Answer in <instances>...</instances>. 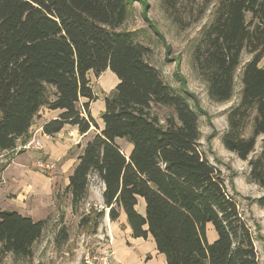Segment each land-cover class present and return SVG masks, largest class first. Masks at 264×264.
Listing matches in <instances>:
<instances>
[{
	"label": "trees",
	"instance_id": "trees-1",
	"mask_svg": "<svg viewBox=\"0 0 264 264\" xmlns=\"http://www.w3.org/2000/svg\"><path fill=\"white\" fill-rule=\"evenodd\" d=\"M133 2L0 0V151L29 140L40 108L58 110L42 125L43 134L67 125L80 133L95 128L64 189L72 212L97 179L104 184L109 219L123 212L131 237L150 235L165 264H260L237 200L200 148L198 103L197 111L184 89L164 82L134 31L118 29ZM243 51L251 58L242 66L239 100L226 112L221 142L248 160L260 138L259 152L248 160L247 180L264 188V0H219L191 54L210 100L232 98ZM107 69L117 83L103 99L98 125L90 114L98 97L89 73L99 76ZM161 107L169 110L163 121ZM117 139L130 145L128 153ZM255 202L264 209V195ZM104 214V209L89 211L79 224L95 229ZM208 223L216 232L211 242ZM45 225L46 219L0 210V253L31 257ZM60 230L65 241L66 230Z\"/></svg>",
	"mask_w": 264,
	"mask_h": 264
},
{
	"label": "rangeland",
	"instance_id": "rangeland-1",
	"mask_svg": "<svg viewBox=\"0 0 264 264\" xmlns=\"http://www.w3.org/2000/svg\"><path fill=\"white\" fill-rule=\"evenodd\" d=\"M170 1L135 0L130 6L126 20L118 29L134 31L138 41L149 47L150 52L146 59L161 72L164 82L176 90L184 89L190 106L197 111L195 105L198 103L200 148L209 161L220 170L228 191L237 200L239 209L252 230L259 263L264 264V209L255 202L258 197L264 195V188L247 180L248 160L259 152L260 138L255 151L249 155L248 160L239 159L234 153L226 150L221 142V135L227 128L226 112L239 100L241 69L251 55L245 51L242 52L241 62L235 73V89L232 98L223 103L210 100L206 83L199 78L192 66L191 54L202 28L211 21L219 0ZM263 64L264 57L260 62V65ZM89 78L99 99L91 104L90 114L93 115L98 125H101L100 115L104 110L103 99L112 92L117 79L110 70L100 73L99 76L89 73ZM49 93H53L51 88ZM157 113L163 121L162 119L169 113V110L161 107ZM32 124L38 125L36 119ZM90 129L85 140L95 132L93 126ZM118 143L123 151L127 152V143L124 140H119ZM24 151L19 144L13 151H0V168L10 163L15 154ZM33 160L31 159L30 164L28 162L27 165L36 171L31 166ZM16 167L13 166L8 173ZM89 189L92 190L89 200L87 197L79 206L78 211L72 212V215L69 213L67 217L65 208L68 196L61 187L56 212L47 216L42 236L33 246L32 256L16 258L11 253H0V264H79L83 252L94 245V240L99 241L101 240L99 237H105L103 234L105 230L103 232L104 228L100 227V223L95 229L81 227L78 223L80 218L89 211L102 209L95 200L98 192L95 179L90 181ZM62 227L68 235L65 241H61L59 237ZM210 229L213 234L209 233L208 237L211 238L214 235L215 238V230L211 227ZM135 254L136 251L133 257L128 258V264H138V256ZM156 264H158L157 260Z\"/></svg>",
	"mask_w": 264,
	"mask_h": 264
},
{
	"label": "crops",
	"instance_id": "crops-1",
	"mask_svg": "<svg viewBox=\"0 0 264 264\" xmlns=\"http://www.w3.org/2000/svg\"><path fill=\"white\" fill-rule=\"evenodd\" d=\"M94 92L98 96V93H96V91ZM58 113V110H49L45 107L40 108L36 115L40 117H34L38 125L32 124L30 126V138L28 141L31 139H38L41 143V148H28L24 149L25 151L23 153L15 154L11 162L7 163L6 167L1 172L0 210L16 211L24 216L31 217L33 220L46 219L48 215L56 212L58 207L57 200L60 197L59 190L61 187L65 189L67 186L68 177L76 164L77 157L81 153L85 142L90 138L85 140V136H87L91 130L90 129L86 133H80L75 126L67 125L54 135L42 134V125L48 120L55 118ZM91 116L93 117L92 114ZM69 133H72V137L69 136ZM119 140L123 139H117V141ZM127 148L128 153L130 151V145L127 144ZM36 158L57 161L56 171L52 178H48L37 171H33L27 165L28 162L30 164L31 159ZM13 166H17L16 169L8 173ZM96 184L98 188V192L95 196L96 204L105 210V214L101 222H99L100 227L104 228L103 232L105 230V233H103L104 236L107 238L110 236L112 239L110 244L111 250L113 251L112 264H128L127 260L129 257L134 256V251H136L135 255L138 256V264H156V260L158 264H165L164 255L157 252L154 241L150 235H148L146 239L131 237V230L123 212H121L117 220L112 221L109 219L108 208L104 207L102 199L104 184L97 179ZM91 191L92 190L89 189L88 200ZM66 195L68 198L65 212L68 217L69 213L72 215V209L69 194ZM88 200H86L87 204H89ZM138 210L140 213L144 211V202L142 199L139 200ZM86 212H88V210H86ZM67 217H65V219H67ZM210 227L213 228L212 225L208 223L206 225V235L209 242L215 239L214 235L211 236V238L208 237L209 233L213 234V232L210 231ZM95 240L94 245H91L97 247L101 242ZM107 240H105L106 243Z\"/></svg>",
	"mask_w": 264,
	"mask_h": 264
},
{
	"label": "built area",
	"instance_id": "built-area-1",
	"mask_svg": "<svg viewBox=\"0 0 264 264\" xmlns=\"http://www.w3.org/2000/svg\"><path fill=\"white\" fill-rule=\"evenodd\" d=\"M43 134V133H42ZM72 136V133H69ZM21 148L28 149H40L41 143L38 139H31L25 144L21 145ZM56 160H49L45 158H36L32 161L31 166L39 173L48 178H52L56 171ZM101 243L99 246H92L87 248L83 252V257L79 264H112L113 251L111 250V237H99ZM108 239V240H107ZM107 240V243L105 242Z\"/></svg>",
	"mask_w": 264,
	"mask_h": 264
}]
</instances>
